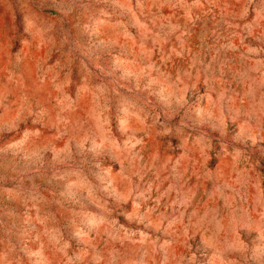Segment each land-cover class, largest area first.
<instances>
[{
    "label": "rangeland",
    "instance_id": "rangeland-1",
    "mask_svg": "<svg viewBox=\"0 0 264 264\" xmlns=\"http://www.w3.org/2000/svg\"><path fill=\"white\" fill-rule=\"evenodd\" d=\"M0 264H264V0H0Z\"/></svg>",
    "mask_w": 264,
    "mask_h": 264
}]
</instances>
